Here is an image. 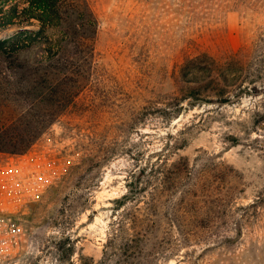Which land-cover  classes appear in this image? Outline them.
<instances>
[{
    "label": "rangeland",
    "instance_id": "374dc122",
    "mask_svg": "<svg viewBox=\"0 0 264 264\" xmlns=\"http://www.w3.org/2000/svg\"><path fill=\"white\" fill-rule=\"evenodd\" d=\"M87 1L93 40L0 48L13 264H264V215L233 228L264 194V0ZM206 57L244 63L229 100Z\"/></svg>",
    "mask_w": 264,
    "mask_h": 264
},
{
    "label": "trees",
    "instance_id": "16d2710c",
    "mask_svg": "<svg viewBox=\"0 0 264 264\" xmlns=\"http://www.w3.org/2000/svg\"><path fill=\"white\" fill-rule=\"evenodd\" d=\"M0 25L5 28H17L9 39L0 40V48L7 43L13 42V44H16L15 41L22 38H34L47 43L49 50L56 47L58 50V48H61L59 43L62 41L76 39L86 34L93 40L97 32V21L87 0H0ZM26 26H28L27 29H25ZM204 59L205 68L209 71L208 78L210 83L214 84L218 98L229 100L226 99V95L229 93L228 90L232 85L239 82L237 72L243 71L242 66L244 63L235 57H231L225 62L212 57ZM188 62L196 64L198 62L202 63V60L194 58L189 59ZM231 73L236 76H232ZM189 82L199 83L197 77H193L192 81ZM255 89H257L256 86L253 87V90ZM187 92V94H183L182 98L176 97L177 100L180 99L178 102L196 98L194 87H187ZM127 196L122 197V202L127 199ZM233 211V228L235 234L240 236L247 223L260 219L264 215V194H260L247 205L236 206ZM203 215H205L203 220L210 219L205 212H203ZM142 237H144V234L138 229L129 241L134 242ZM224 242L231 244L235 240L228 239Z\"/></svg>",
    "mask_w": 264,
    "mask_h": 264
},
{
    "label": "built area",
    "instance_id": "2783aa9c",
    "mask_svg": "<svg viewBox=\"0 0 264 264\" xmlns=\"http://www.w3.org/2000/svg\"><path fill=\"white\" fill-rule=\"evenodd\" d=\"M2 171L7 173V167ZM12 214L10 202L0 201V264H13L20 248L21 228Z\"/></svg>",
    "mask_w": 264,
    "mask_h": 264
},
{
    "label": "bare ground",
    "instance_id": "6f19581e",
    "mask_svg": "<svg viewBox=\"0 0 264 264\" xmlns=\"http://www.w3.org/2000/svg\"><path fill=\"white\" fill-rule=\"evenodd\" d=\"M27 28H28V26L25 27V29H27Z\"/></svg>",
    "mask_w": 264,
    "mask_h": 264
}]
</instances>
